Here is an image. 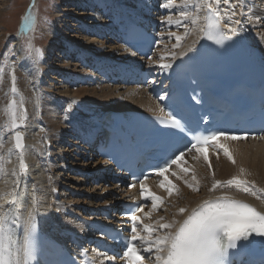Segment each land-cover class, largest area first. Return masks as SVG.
<instances>
[{
    "label": "bare ground",
    "instance_id": "6f19581e",
    "mask_svg": "<svg viewBox=\"0 0 264 264\" xmlns=\"http://www.w3.org/2000/svg\"><path fill=\"white\" fill-rule=\"evenodd\" d=\"M164 2L165 0H68V8L58 5L56 20L48 28V38L52 40L46 46L49 58L46 63H33V58L26 53L23 41L32 31L25 30L23 35H19L23 18L29 11L35 16L37 26L39 0H33L24 14L20 31L13 37L18 57L12 62L15 63L17 86L26 98L28 114L26 126L20 129L25 134L28 171L20 177L18 191L23 192L25 185L27 186L25 199L30 205L33 185L39 189L37 196L42 198L43 203L37 217V239L44 242L59 241L69 247L78 239L88 247L86 238L93 236L91 227L98 224L94 212L115 206L117 201L125 197L124 189L107 187L89 178L92 170L106 166L96 156V152L88 148V143H92L94 137L88 133L86 127H93L97 121H103L107 114L118 111L136 109L160 113L163 99L154 97L149 88L116 85L110 81L109 74L120 68L121 73H135L147 69L154 78V87L158 88L164 80H169L174 75L185 56L202 46L203 34L190 22L184 21L191 32L180 42L179 47L172 48L176 41L169 33L183 35L185 29L183 26L167 23L165 18L171 15L175 19L179 9H165L160 6ZM231 2L241 5L236 7L237 15L232 19H240L243 25L242 29L239 25H232L238 28V34L232 38H240L250 46L253 49L252 55L257 54L264 67V20L249 22L246 17L239 15L241 11L248 12L251 8L256 15L264 17V0ZM7 4V0H0V19L8 8ZM228 7L221 4V9ZM204 15L205 11H201V26ZM221 22L222 25L229 23L228 17L222 16ZM133 24L157 27L159 42L151 58L160 63H171L172 68L162 69L159 63L153 64L149 59L144 60L125 51L126 48L121 44L122 34ZM223 31L232 35L228 28H223ZM172 53H175V58ZM162 55L165 59L160 61ZM9 87L10 78L7 76L0 90V107L7 103L5 92ZM168 91L167 85L164 97L169 94ZM36 96L40 97L38 108L35 105ZM72 101L76 103L69 111L68 104ZM6 119L0 113V124ZM219 141L227 145L235 163L229 161L222 150L218 151L211 146L207 153L211 169L203 155L194 150L185 154L181 161L183 167L191 169L188 174L182 173L177 165H173L171 171L165 173L179 190L173 195L169 196L159 186L164 177L156 176L144 182L151 192L162 197L164 201L158 211L152 212L151 220L145 219L144 223H151L160 216H164L169 222L182 221L204 200L225 193L264 213V193L257 192L260 197L257 199L234 186L218 187L209 191L214 180L227 181L234 176L254 182L257 189L264 188V139L225 140L221 137ZM10 146V141L5 144V153ZM13 167L18 171L15 155L7 165L9 170ZM241 169L244 171L241 172ZM172 172L182 178L178 179ZM193 174L196 180L192 179ZM11 180L10 175L0 176V190H9L12 187ZM185 180L198 187L199 191H192L185 184ZM181 207L188 210L183 215L178 211ZM57 208L60 210L57 211ZM149 211L151 199L150 206L144 212ZM140 215L143 216V213ZM113 216L118 217V214ZM113 221L114 218L111 222ZM142 254L146 257V264H151L147 259L151 254ZM236 263L264 264V257L243 252L236 257Z\"/></svg>",
    "mask_w": 264,
    "mask_h": 264
},
{
    "label": "snow or ice",
    "instance_id": "6c2138e0",
    "mask_svg": "<svg viewBox=\"0 0 264 264\" xmlns=\"http://www.w3.org/2000/svg\"><path fill=\"white\" fill-rule=\"evenodd\" d=\"M221 4L229 7L221 9ZM160 6L165 9L178 8V15L175 19L171 15L165 19L168 24L183 26L185 29L183 35L169 33L170 36L175 37L176 41L172 48L179 47L180 42L191 32L189 25L183 23L184 21L190 22L196 30L203 34L204 38L218 45H223L225 41L231 40L234 35L238 34V28L232 25H239L241 29L243 27L240 19H232L237 15L236 7L241 5L232 4L231 0H179V4H177V0H165ZM201 11H205L202 26ZM250 12L251 14H249ZM224 15L228 17L229 23L222 25L221 21ZM239 15L246 17L249 22L264 20V17L252 12L251 8L248 9V12L241 11ZM44 22H48L46 16ZM35 26V16L29 11L23 18L19 35H23L25 30L34 31ZM223 28H228L232 35L226 34ZM25 50L27 55L33 58V63H39L43 56V50L35 47L31 39L26 42ZM125 51H129V49L126 48ZM132 54L135 55L134 52ZM10 55H14L11 50L5 52L3 61H0V89L4 85L5 68L8 69L10 78V87L5 92L7 103L0 107V113L7 117L0 124V176L10 175L12 177V187L7 191L0 190V264H34L37 251V217L40 215L43 201L37 196L39 189L35 185H33L30 205L25 199L27 186L25 185L23 192L18 191L21 184L20 177L26 175L28 171V164L25 160L27 151L24 143L25 134L20 130L26 126L28 114L25 108L26 98L17 86L15 65L9 61ZM172 55L175 58V53ZM164 59L165 57L162 55L160 61ZM149 61L153 64L159 63L162 69L172 68L171 63H160L152 60L151 57H149ZM159 99H164V97H159ZM193 99L196 97L194 96ZM74 103L76 102L72 101L68 104L69 111ZM35 105L37 108L40 105L39 96L35 97ZM160 112L163 113L164 109L161 108ZM157 120L161 125L172 127L181 132L186 131V125L172 112H168L166 116H158ZM41 131L44 129L41 128ZM220 137L225 140L247 139L246 136L213 131L210 135L194 137L195 143L188 151L195 149L197 153L203 155L210 169L212 165L206 153V146H213L218 151L222 150L224 156L235 163L227 145L220 143ZM260 138L264 139V136ZM9 141L11 146L5 153V144ZM13 155L18 160V171L15 167L11 170L7 168ZM184 155V151H180L171 159L170 163L166 161L163 167L156 169V174L164 177L159 186L164 188L169 196L179 191L177 186L165 176L171 165L179 166L180 171L184 174L191 171L190 168L181 165ZM217 158L219 157L217 156ZM184 163L187 162L184 161ZM243 171L241 169V172ZM172 175L177 176L178 179L182 178L176 172H172ZM192 179L196 180L194 174ZM184 182L192 191H199L198 187L186 180ZM5 183L7 184V181ZM134 186L132 185V187ZM233 186L239 191L256 196L257 199L260 198L257 192L264 193V188L257 189L254 182L250 183L236 176L227 181L214 180L209 191H214L218 187ZM140 189V196L143 199H151V211L144 212L143 205H137L131 211V235L126 238L124 250L119 256V259L125 264H146V257L142 252L151 254L147 258L151 264H235L232 259L233 253H230V250L242 248L244 247L243 242H250L256 237L264 238V213L257 211L248 203L234 199L227 193L204 200L193 208L182 221L172 220L169 222L164 216H160L151 223H144L145 219L151 220L152 212L158 211L164 201L162 197L151 192L143 180L140 181ZM59 210L57 208V211ZM178 211L183 215L188 210L181 207ZM137 213H143V216ZM160 229L165 231L160 232ZM82 255L85 256V259L81 264H105L106 261L115 264L117 259L116 255H108L106 252L100 254L104 257L100 260L95 256L87 257L86 252Z\"/></svg>",
    "mask_w": 264,
    "mask_h": 264
},
{
    "label": "rangeland",
    "instance_id": "374dc122",
    "mask_svg": "<svg viewBox=\"0 0 264 264\" xmlns=\"http://www.w3.org/2000/svg\"><path fill=\"white\" fill-rule=\"evenodd\" d=\"M7 2L8 8L3 12V17H1L0 19V61H3L4 53L11 50L14 55L9 56V61L12 63L13 60L18 57L16 46L13 43V37L20 31V23L24 14H26L27 12L26 7L29 4V0H7ZM67 2L68 0H39L37 7L39 22L35 27V30L32 31L31 35L25 36L23 46L25 48L26 42L31 39L35 47L41 48L43 50V56L39 60L41 61V63H46L47 59H49L48 55L46 54V46L48 41H51L52 39L49 40L48 38V36L50 35V31L48 28H50V26L53 25L56 20L57 6L59 5L61 8H68L69 3ZM30 5L31 3L29 4L28 8L30 7ZM45 16L48 18L47 23L44 22ZM7 76H9L8 69L5 68L4 81ZM71 172L72 171H70V173Z\"/></svg>",
    "mask_w": 264,
    "mask_h": 264
}]
</instances>
